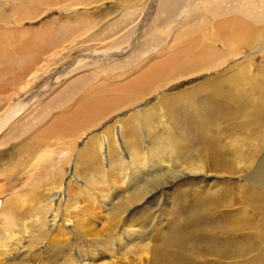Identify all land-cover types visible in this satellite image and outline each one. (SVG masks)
Returning <instances> with one entry per match:
<instances>
[{
  "label": "bare ground",
  "instance_id": "1",
  "mask_svg": "<svg viewBox=\"0 0 264 264\" xmlns=\"http://www.w3.org/2000/svg\"><path fill=\"white\" fill-rule=\"evenodd\" d=\"M95 1L99 0H59L60 6L57 7L59 9L78 8L80 5L89 6L88 4L93 2L98 5L99 3ZM103 1L105 0H102V2ZM183 1L184 0H158L157 4H155L156 2L154 1L155 8L150 14V17H153V23L157 20L164 19V17L168 19L171 16L169 12L171 7H176ZM188 1L192 9H194L195 17L199 16L200 21L196 22L193 28L184 29L187 32V34H185V32L183 33L186 37L182 32L180 33L179 29H176V32L173 34V39H175L174 45L175 42L178 41L180 45L183 44L178 50V53L184 58L177 59L178 53L170 55V57H164L161 55L163 54L162 52H158L154 54L153 58L156 57L160 59L155 58L156 60L152 65L148 66V63L146 64L144 60L149 55V49L154 48L152 42H158L155 40L159 39L163 33L166 34V32H161L157 27H154L152 33L147 38L146 47L141 52L139 51L135 55L133 53L129 55L128 58L126 56L124 62L119 60L118 62L115 61V63H120L122 65L116 67V69H125L130 64L135 67L134 72L137 70L140 72L139 75L127 81L124 86H127L128 90L133 91L137 96L142 97L159 81L164 82L165 85L171 83L169 85L171 87L173 82L178 83L180 81L177 80L179 78H181V80H186L200 73L217 72L219 69L223 68L227 60L215 57L219 54L218 51L213 48L215 45H218L219 48L224 51L222 52L223 56L224 54H232L234 57H237L245 53V59H240L232 66L233 68L231 67L232 69L235 67L242 68L245 73H227L230 69L227 68L225 69L226 71L220 72L215 77H210L205 81L194 83L191 87L187 86V88L184 89L185 91L182 90V93L175 96H167L165 94L161 95L157 101L152 103L146 102L148 105H151L148 110L139 113V109H137L131 114H128L127 117L118 120L113 124V129L118 128L123 136L130 127H132L135 132L139 129L141 131L140 133H142L143 128H147L150 132L155 133L156 131L154 130L156 127H163L164 131L156 135L154 143H151V145L149 144L148 151H145L144 148L139 146V144L143 143V140L138 142L136 138L131 143L130 147H128L130 151L126 150L130 152L128 161L124 154H119L120 146L114 145L115 147L113 149L110 148L111 145L109 148L107 147L110 153L115 157L114 161L112 160L110 163V170L105 171V173L99 171L100 174H93L94 176L89 178L88 182L98 186L99 191H95L87 184L85 192L89 196L93 192L94 195L91 196V198L99 200L100 207L103 208L104 213L108 214L110 218H116L117 216L123 215L126 211L131 213L136 206L139 207L140 205L141 208H143L145 205L144 202H142V204L139 203L142 199L145 200V196L154 193V191H162L167 184L173 183L168 181V176L173 180L176 178L191 177L192 179L189 178V181L195 180L196 184H192L193 187L187 186L183 196L187 194L188 198L177 201L176 206L173 207L174 211L171 210L173 211L171 215L175 218L173 222L171 220L169 223V231H162L165 224L161 219L162 222H160L159 234L156 239L152 237L153 233H151L155 228L151 226L150 235H146L142 230L144 227L140 223L141 219L139 220L135 215L128 214L124 216V220L120 226L122 230L118 232V227L117 230H113V232L117 233L111 234L109 231L104 236L105 238L99 236V229L97 230L96 228L97 225H94V223L92 225L91 219L89 220L87 216L83 219L82 227L85 229L87 228V224L90 225L91 228L84 230L85 233L94 238L98 243L97 245H102V247H92L90 251L85 250L84 252L75 251L74 254V252L71 251V246L68 249H66L67 245L61 247L62 245L60 246L59 244L61 240L53 238L46 247V249L51 251V256L49 258L50 264H75L77 259L81 260V264H118V262L116 263L114 261L109 263L105 261L96 262L97 258L103 257L104 254L116 257L115 255L118 250L120 251L119 258L126 261L128 260L129 264L132 263L129 260L130 254L138 256L141 260V264H264V65L255 64L257 59L261 62L262 59H264V0H195L193 3L192 0ZM45 2L46 1H44V3ZM44 5L45 4H43V6ZM135 5L137 6L134 2L127 4L122 3L119 6V13L121 16L115 21L103 23L104 27L98 32L96 31L91 35H87V30L90 27L85 28V35L87 36H84V38L88 41L102 40L101 37H103L108 43L104 42L100 49H92L90 52L80 56V58L75 59L71 63L69 62V65L66 64L67 66L64 71H62L63 69L61 70L62 72L59 78L56 77L52 82L56 84V89L53 93L62 88L65 90L67 87H65L66 83L73 79V77L70 76L71 78L69 77L67 81L59 86V80L62 75V77L68 76L72 70L78 73L86 67L85 65L89 63L88 60L95 59L96 61H100L95 63H101L104 61V58H118L123 52L130 49L131 44L140 37L144 28L148 25L147 19L144 20L139 30H136V37L132 38L133 30L129 27L128 22L131 23L134 21V14L137 12ZM46 7L47 6H44V8ZM34 8L37 9V7ZM83 8L88 10L85 7ZM37 11L40 12L39 8ZM44 11L46 10L44 9ZM39 12L38 14L41 15ZM81 12L85 14L83 10ZM187 12L188 9L183 11L180 16L185 17L191 15L187 14ZM27 16L26 13L25 20ZM83 18L84 17H82V19ZM17 19L16 22H19ZM36 19H38V17ZM195 19L192 18L190 21L192 20L193 22ZM86 20L89 21V19ZM87 21H85V23ZM100 24L101 23L98 22L97 27ZM49 27H51V25ZM135 27L139 26L137 25ZM44 30L45 29H42V31ZM157 32L158 34L155 35ZM45 33L48 32L46 31ZM80 33L75 32L74 34H77V37L81 38L85 32ZM79 34L81 35L80 37ZM120 34H122V36ZM41 35H43L42 32ZM152 35L155 36L153 37ZM66 36L67 37L63 39L60 38V41L56 43L54 42L56 38L53 40L52 45H50L46 53L43 54L46 56L45 58H40L41 60H38L35 56L34 58L37 60L32 57L28 58L29 61L31 59L34 60V67L27 70L26 73L24 72L25 76H22V78H26L24 79L25 83L21 88L19 87L20 92L16 94L20 95V93L26 92L33 80L40 73L48 71L52 64H56L58 59L64 57L66 54L64 45L68 42V38L71 35L67 34ZM43 37H40V39H45V37ZM23 39L28 43V38L26 39L24 37ZM19 40H21V38ZM45 40L43 42H45ZM48 41L46 44L49 45L50 42L48 43ZM202 41H205L206 45H204ZM185 44H187V46ZM169 45L172 47L173 43L170 42ZM134 58H138V62H135ZM246 58L251 59V61ZM23 63L24 64L21 62L20 66L22 65L23 67L24 65L25 67L26 64L25 62ZM29 65H32V63ZM139 65H141V67H138ZM254 70H256V73L252 74ZM21 71H23V69ZM176 76L178 77L176 78ZM80 82L83 83V81L79 80L76 82L77 84L75 81L73 83L71 82V84H75L78 87L82 84ZM6 83H8V85L10 84L8 81H6ZM49 83L50 82L46 83V85ZM108 85L106 83L104 84L102 81L85 83L84 86H82L85 88L84 91L82 90L84 94L81 93L82 91L80 90V93L83 95L81 97L78 95L80 98L76 95L79 99L73 100L76 102L73 103L74 105L71 106V109H69L70 111L66 113L67 115L61 119H65L70 125L83 127L95 121L99 122L97 120L98 117L104 114H109L111 112L116 113L132 105V97L104 96L103 101L101 98L90 97L94 95L100 87L106 88ZM45 87L43 85V88ZM111 87L113 88L112 91L121 88L120 85H112ZM159 88L156 89L158 90ZM46 89L47 88H45V90ZM24 95H26V93ZM16 97L18 99L15 100V103L11 106L9 103L8 106L10 107L3 111V113H0V138L3 136L6 129L15 128L17 125V118L20 117L23 112L27 111L32 103L35 104V101H37L40 96L36 95L26 98L23 96L24 99L19 98V96ZM9 99L8 102H10ZM158 101H161L163 104V109L155 108L158 106ZM134 103L135 102H133V104ZM231 103L234 104V107H229ZM210 105L222 108L220 116L219 113H215L210 109ZM34 108L37 109L39 107ZM106 111L109 113H106ZM88 114H90V116H88ZM219 118L228 121L230 125L226 127L227 130L224 131L221 125L216 124L218 131L216 130L215 133H210L209 122L214 124ZM44 121L45 120H38V123L36 121L34 125L43 124ZM65 127L67 126L65 125ZM93 127L94 126L91 128ZM111 127L112 126L104 132H110ZM52 129L53 124L45 127L43 131H41L47 134L49 133L50 135ZM221 131L223 134H220ZM37 134L39 133H36V135ZM100 136L98 137L100 138ZM96 138L92 139L94 141L91 146L95 144L94 142L96 140L98 143L99 138ZM42 140L43 139H41V141ZM92 140L90 139V141ZM198 141H200L199 143L202 146L200 147L202 148V155L199 151L200 149L196 154L193 153V151L197 149L193 147V143ZM245 143H248V145H245ZM66 144H68V142H66ZM244 146L246 147L243 148ZM97 147L98 149L101 147L100 142ZM85 149L83 151H85ZM80 150L82 152V148ZM100 150L103 156L107 155L103 148H100ZM195 155H199V157L194 158ZM103 156L101 157L102 159ZM175 164H177V166L179 164L182 169L177 171L174 170L176 166L173 167V165ZM110 172L113 175L115 173L120 175L121 181L118 180L120 183H118L117 180L112 183L108 182L109 175L107 173ZM211 178L212 184H209L210 187L208 188L205 187V182ZM234 178H236L238 182L233 181ZM108 184L114 196L119 200L117 204L113 202L112 193L105 190ZM168 194L170 193L168 192ZM175 194L174 192V195ZM172 196L173 195H171V197ZM69 201L70 204H68V208L76 209L79 198L73 196L69 198ZM146 202L147 201H145V203ZM163 202L161 204H163ZM129 204L139 205L130 207ZM189 207L192 208L190 209ZM188 208L190 209L189 214L186 213ZM46 210L50 211L52 209L50 207L46 208ZM6 214H9V212L6 211ZM6 214H4V216L7 227L9 224L14 223L15 220L13 219L14 217H9ZM55 236L56 234L53 237ZM63 242L65 244V241ZM16 245L17 241L15 237H9L8 241L0 238V249L3 252L0 254V264H6L14 259L11 258L6 261L1 256L8 253L9 250ZM72 245H75V243Z\"/></svg>",
  "mask_w": 264,
  "mask_h": 264
},
{
  "label": "rangeland",
  "instance_id": "2",
  "mask_svg": "<svg viewBox=\"0 0 264 264\" xmlns=\"http://www.w3.org/2000/svg\"><path fill=\"white\" fill-rule=\"evenodd\" d=\"M44 1L46 2L44 3ZM70 1H73V0H70ZM87 1H92V0H87ZM100 1L102 2V0L95 1L99 3L98 5L93 2L91 4H88L89 6L80 5L78 8L73 7L70 9H65V8L59 9L58 8L60 6L59 0H41V2L40 0H18V1L17 0H0V19H1L0 20V33H1L0 34V49H1L0 50V80H1L0 81V113L1 112L3 113V111H5L8 107H10L11 105L15 103V100L18 99L16 96H19V98L21 99H24V97L26 98L29 96L31 97L36 96V95L40 96L39 99L35 101V104L32 103V105H30L31 107H29L27 111L23 112L21 114L22 116L20 115V117L17 118L16 124L18 126L16 125L15 128H12V129H9V128L6 129L5 132L3 133V136L0 138V205H1L0 206L1 207L0 208V211H1L0 238L8 241L9 237H15L17 241V245L14 248H11V250H9L8 253L1 256L6 261L8 259L14 258L13 260H10L11 262L9 261L10 263L7 262L6 264H18V263L19 264L21 263L23 264H50L49 258L51 256L50 254L51 251L49 249H46V247L49 245V241L53 238L61 240V242L59 243L60 246L62 245L61 247H63L64 245H67L66 249H68L71 246L72 250L71 249L69 250L74 252V254H75V251H81V252H84L85 250L90 251L92 247L101 248L102 245H97L98 244L97 241L94 238L87 235L84 231V230L90 229L91 228L90 225L87 224L88 229L87 228L84 229V227H82L83 219L84 217H87V216L89 220L91 219L90 221L92 225L93 223L94 225H97L96 228L97 230L99 229L98 234L102 238H105L104 236L109 231L111 234L117 233V232H113V230H117L118 227H119L118 232L121 231L122 228L120 226L124 220V216L128 214L135 215V217L139 218V220L141 219L140 223L145 228V229L142 228V230H143V233H146V235H150V231H151L150 228L151 226H153L155 229H153L151 233H153L152 237H154V239H156V237L159 234L158 230L160 229V222H162V220H163V223L165 224L162 231L163 230L166 232L169 231L170 229L169 223L171 220L173 222V219L175 218L173 215H171L173 214L172 212L174 211L173 207L176 206L177 201L184 200V198H188L187 194L184 195L185 197L183 196L184 192L187 189V186L189 185L188 187L190 186L193 187V185L196 184L195 180L189 181V178L191 177L176 178L175 180H173L171 179V177L168 176L167 178L168 181L173 182L174 185L173 183L167 184L164 189L165 191L164 190H162L163 192L154 191V193L148 194L147 196H145L144 197L145 200L142 199V201L139 203V204H142V202H144L145 205L143 208H141L139 204H136V205H139V207L136 206L135 204H131V205L129 204L130 207L136 206L135 209H133L131 213L126 211L123 215L117 216L116 218L115 217L110 218L108 214L104 213L103 208L100 207L99 200H94L91 198V196L94 195L93 192L90 196L85 192L87 184L90 185V188L94 189L95 191H99L98 186L93 185L92 183L88 181L91 176H94L93 174L98 175L100 174L99 171L105 173V171L110 170L109 169L111 165L110 163L112 160L114 161V158H115L114 155H112V153H110V151L108 150L110 145L112 146V147L110 146L111 149L115 147L114 145L120 146L121 148L119 147V151H120L119 154H122V155L124 154V156L126 157L128 161L129 160L128 155H130L129 154L130 152H128L130 151V148L128 147H130L131 143L136 138H137L136 141L138 142L140 140H143V143L139 144V146L144 148L145 151H148L149 144L151 145V143L152 144L154 143V139L156 135L164 131L163 127H156L154 130L156 131L155 133L150 132V130H148L147 128H143L142 133H140L141 131L139 129L138 131L136 130L135 132L134 129L130 127L123 136L118 128L113 129V124L116 123L121 118L127 117L128 114H131L137 109H139L138 110L139 113L145 110H148L151 105H148L147 103H150V102L152 103L154 101H157V99L161 95L166 94L167 96H175L179 93H182L183 92L182 90L187 88V86L191 87L194 83L205 81L209 79L210 77H215L220 72L224 71L227 68H230L227 73L229 72L243 73L244 72L242 68L235 67L234 69H232L233 68L232 66H234L236 62L239 61L240 59H243V58L245 59L244 57L245 53L237 57H234L232 54H224L223 56L222 52L224 51L221 50V48H219L218 45H215L213 48L219 53L215 57H220V59L227 60L226 64L223 66L222 69H219L217 72L212 71L211 73H200L199 75L194 76V77L192 76L191 78H187L186 80H181V78H179L177 80H180V81L178 83L173 82V85L171 87L169 86L171 83L169 85L167 84L165 85L164 82L159 81L157 82V84L154 85V87H151L149 92L144 94L142 97H139L133 91L128 90L127 86H124V84L127 81H129L136 75L140 74L139 70L134 72L135 67L130 64L125 69H120V70L116 69V67H119L122 65L120 63H115V61L118 62L119 60L121 62L122 61L124 62V58L126 56L128 58L129 55L133 53L135 55L139 51L141 52L146 47L145 44L147 42V38L152 33V30L154 29V27L155 28L157 27L161 32H166V34L163 33V35H161L159 39L155 40L158 42H155V43L152 42V46H154V48L149 49V55L144 60L146 61V64L148 63V66L152 65L156 59H160L156 57H155L156 59L153 58L154 54L158 52H162L163 54L161 55H163L164 57H170V55L178 53V50L183 44L180 45L178 41V42H175V45H174L175 39H173L174 38L173 34L176 32V29H179L180 33L182 32V34L184 32L185 34H187L185 30L188 28H193L195 23L200 21V18L199 16L195 17L194 9H192V6L190 5V2L188 0H184L182 3H180L176 7H171V9L169 10L171 16L168 19L167 17H164V19L157 20L155 23H153L154 20H153V17H150V14L155 8L154 1L156 2L155 4H157L158 0H141V1L140 0H105L102 3ZM194 1L195 0H192V3ZM132 2L137 4V6L135 5L137 12L134 14V21H132L131 23L128 22L129 27L133 30L132 38L136 37V34H137L136 30H139V28L141 27V23L144 20L147 19L149 27L148 25H146L140 37L136 39L134 43L131 44V47H130L131 50L129 49L128 51L123 52L118 58H115V57H107L108 59L104 58V61H102L101 63H95V62H100L99 60L96 61L95 59L88 60L89 63L85 65L86 67L80 70L78 73L72 70L70 71L68 76L62 77L63 76L62 75L59 80V86L62 85L65 81H67L70 76L73 77L72 79L73 81L70 80L69 81L70 83L69 82L66 83L65 87L66 86L67 87L66 89L64 87L65 90H63L62 88L61 90H57L55 93H53L56 89L55 87L56 84L52 82L55 80L56 77L59 78L61 72L64 71L67 65H69V62L71 63L75 59L80 58V56H82L85 53L90 52L92 49H95V48L100 49L104 42L108 43L106 40L103 39V37H101L102 40L88 41L86 38H84V36L91 35L93 32L95 33L96 31L97 32L100 31L102 27H104L103 25L107 21L117 20L121 16V14L119 13L120 11L119 6L122 3L127 4V3H132ZM43 4H45L44 6H47V7L44 8ZM34 7H37V9ZM83 7H85L88 10H85ZM38 8L40 12L37 11ZM190 8H191V11H190ZM44 9L47 12L44 11ZM186 9H188L187 14H191V15H188L185 17L180 16V14L183 13V11H185ZM82 10L83 12H85V14L83 13L84 15L81 12ZM34 11H37V12H34ZM38 12L41 15H39ZM22 13H23V16H22ZM26 13L28 15L27 16L28 19L26 18L25 20ZM29 16H31L32 18ZM190 16L196 19L192 22V20L190 21V19H192ZM37 17L38 19H36ZM82 17H84L85 19L84 18L82 19ZM16 19L19 22H16ZM86 19H89V21H87ZM80 21H83V22H80ZM85 21L87 22L85 23ZM98 22L101 24L97 27ZM178 23H179V27H178ZM50 25L51 27H49ZM137 25L139 27H135ZM88 27H90L88 29L90 33L87 30L88 34L85 35L86 34L85 28H88ZM42 29H45L48 33H45L46 31L45 30L42 31ZM120 30H121V27H120ZM41 32L43 33V35H41ZM75 32L76 33L85 32V33L81 38H78L77 34H74ZM158 32L155 35H157ZM65 34L71 35L68 38V42L65 43L64 45V48H66L65 50L66 54L64 55L65 58L61 57V59H58L56 61V64H52L49 67L48 71L40 73L37 76L38 78L36 77L33 80V82L31 83V86L26 90V92L20 93V95L16 94L20 92V88L25 83L24 79L26 78L23 79L22 76L24 77L27 70L34 67V63H33L34 60L31 59L29 61L28 58L29 57L34 58V56L38 60L45 58L46 56H44L43 54L46 53L47 48L50 45H52L53 40L56 38L54 40V42L56 43L60 41L59 40L60 38L63 39L64 37H67ZM80 34H79V37L81 36ZM120 35L122 36V34ZM155 35H152V36L154 37ZM43 36L47 40L45 39L41 40L40 37L42 38ZM184 36L186 37V35ZM24 37L26 39L28 38L27 40L29 44L25 41V39H23ZM20 38L21 40H19ZM44 40L45 42H43ZM47 41L48 43L50 42L49 45L46 44ZM168 42L169 44L170 42L173 43L172 47L168 44ZM202 42L204 45H206L205 41H202ZM185 45L187 46V44ZM176 58L183 59L184 57L182 58V55H179L178 53V56ZM134 59H135V62H138L137 61L138 58H134ZM246 59L251 61V59L249 58H246ZM149 61H151L152 63ZM21 62L22 64H24L23 62H25L26 66L25 67L24 65L23 67L22 65L20 66ZM31 63L32 65H29ZM256 63L261 64L263 66L264 59H262V62L259 59H257L255 61V64ZM138 67H141V65H139ZM22 69L23 71H21ZM255 71L256 70H254L252 74H255L256 73ZM258 71L260 72L259 69ZM17 75H20V76H17ZM177 77L178 76H176V78ZM79 80L83 81V83L80 82L82 84L79 85L78 87L75 84H71V82L73 83L75 81L76 83ZM6 81H8L10 84L8 85ZM99 81H102L104 82V84L106 83L107 85L109 84L108 87L107 86L106 88L100 87V89L96 91L94 95H91L90 97L101 98L102 101L104 100L103 99L104 96L105 97L118 96V97H124V98L132 97L133 99L131 103L133 106L131 105L128 108H125V109L123 108L121 111L116 112V113H112L110 110H108L111 113L106 111V113H109V114H104L101 117H98L97 120L99 122L95 121L92 123V124L95 123L94 125L88 124V125H84L83 127L82 126L77 127L76 125L75 126L70 125L67 123L65 119H61L62 117L67 115L66 113L70 111L69 109H71V106L74 105L73 103L76 102L73 100L79 99L84 94L83 91L85 88L82 86H84L85 83H90V82L95 83ZM48 82L50 83L46 85V83ZM43 85L44 87L46 85L45 87L47 88L46 90L45 88H43ZM112 85L114 86L120 85L121 88L116 91H112L113 89L111 87ZM156 88H159V89L157 90ZM80 90L81 91L83 90V91L81 92ZM80 92L83 94H81ZM25 93L26 95H24ZM76 95L77 96L79 95L80 97L78 96L79 97L78 98ZM8 99L10 102H8ZM1 101H4V102H1ZM133 102L135 103L133 104ZM8 104L10 106H8ZM34 107H39V108L35 109ZM209 107L211 110H213V112L219 113V116H220L222 112V108H220L219 106H215V105H210ZM229 107H234V104L231 103ZM155 108H158V109L164 108L161 101H158V106ZM88 116H90V114H88ZM38 120H45L44 121L45 125L44 123L34 125L36 121L38 123ZM139 121H142V120H139ZM51 124H53V129L51 130L50 135L49 133L47 134L46 132L45 133L42 132L45 127H48ZM214 124L210 122L208 124L210 133L216 132L217 125H221L224 128V131H226L227 130L226 127L230 125L228 121L220 119V118L217 122H214ZM65 125L68 127V129L67 127H65ZM109 125L112 126L111 130L110 132L105 133L104 131H107L109 129L110 127ZM90 126L91 127L94 126V127L91 128ZM25 131H28V132H25ZM36 133H39L41 136L39 134L36 135ZM101 134H104V135L100 136ZM220 134H223L222 131ZM93 135H98L100 136V138L98 136H93ZM96 137L99 138L98 143L100 142V146H101L100 148H103L104 152L107 155L103 156L100 148L98 149L97 140L94 142L95 144L91 146V144H93V141H94L92 139H95ZM89 138L92 141H90ZM41 139L43 140L45 139V140L44 141L42 140L43 141L42 142ZM66 142H68L69 145L66 144ZM199 142L200 141L193 143L194 144L193 147L197 148L193 151V153L196 154L198 150L200 149L199 151L202 155V150H201L202 148H200L202 146ZM245 145H248V143L247 144L245 143ZM245 147L246 146H244L243 148ZM81 148H82V152L80 150ZM84 149L85 151H83ZM114 152H115V149H114ZM102 156H103V159L101 158ZM80 157L83 159H81ZM197 157H199V155L194 156V158H197ZM174 166H176L174 168V170L176 171L182 169V167H180L179 164L178 166L177 164L173 165V167ZM107 174L109 175L108 177L109 183H112L115 180L121 181L119 174L115 173L113 175L111 172ZM233 181L238 182L236 178H234ZM118 183L120 182L118 181ZM205 184H206L205 187L207 188L210 187L209 184H212V178L208 179L207 182H205ZM105 190L112 193V189L109 187V184L105 187ZM168 192L170 194H168ZM174 192L176 193L175 194L176 196L174 195ZM171 195L173 196L171 197ZM73 196L79 198V203L76 209H69L68 208V204H70L69 198ZM112 196H113V202L117 204L119 202L118 198L115 197L113 193H112ZM170 197L171 198L174 197V198L171 199ZM138 199H141V198H138ZM135 201H139V200H135ZM145 201L147 202L145 203ZM162 202L163 204H161ZM50 207L52 210L47 211L46 208H50ZM189 208L191 209L192 207H189ZM189 208H188V211L186 212L187 214L190 213ZM6 211L9 212V214H6ZM4 214L8 215L9 217H14L13 218L15 220L14 223L9 224L6 227V221H5ZM55 234L56 236L53 237ZM63 241H65V244ZM73 243H75V245H72ZM1 253L3 252L0 249V254ZM115 256L116 257H111L108 254H104L103 257L101 256L100 258H97L96 262L105 261L106 263H109V262L114 261L116 263L118 262V264H129L128 260L126 261V260H123L122 258H119L120 257L119 250ZM129 260L130 262H132L131 264H138V263L141 264V260L138 258V256H135L134 254L129 255ZM81 263L82 262L80 259H77L75 262V264H81Z\"/></svg>",
  "mask_w": 264,
  "mask_h": 264
}]
</instances>
